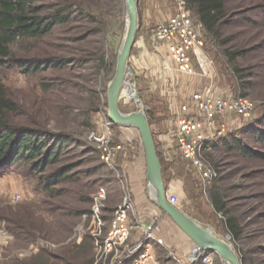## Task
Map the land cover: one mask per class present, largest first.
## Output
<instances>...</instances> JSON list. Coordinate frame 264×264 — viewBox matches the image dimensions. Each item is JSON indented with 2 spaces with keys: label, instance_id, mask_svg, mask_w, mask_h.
Instances as JSON below:
<instances>
[{
  "label": "rangeland",
  "instance_id": "rangeland-1",
  "mask_svg": "<svg viewBox=\"0 0 264 264\" xmlns=\"http://www.w3.org/2000/svg\"><path fill=\"white\" fill-rule=\"evenodd\" d=\"M224 2V13L214 34L207 33L201 24L205 47L191 55L195 69L192 77L180 75L165 48L155 47L151 39L153 28L181 4L193 21L201 23L187 0H139V29L128 58L129 75L119 93L118 108L123 114L144 113L154 142L158 136H167L164 152L160 153L155 143L166 199L224 239L241 264H264V143L256 134L262 130L259 122L264 121V0ZM32 3L40 8V15L60 11L70 16L67 23L56 25L49 35L20 39L11 45L9 60L14 67H0V86L15 106V112L7 115L8 122L69 137L72 146L63 163L73 168L74 176L72 182L59 186L64 192L58 196L44 193L36 179L23 178L20 172L0 178V264H112V257L96 258L93 240L86 231L90 227L92 198L100 189L106 191L102 216L105 233L117 208L131 202L129 184L120 168L104 163L97 144L89 137L108 128L114 136L112 146L141 142L138 131L110 123L107 114V88L127 29L126 5L124 0ZM140 36L153 54L152 68L135 66ZM26 62L38 69L22 73L20 65ZM183 81L193 86L186 92L188 95L203 88L215 96L245 97L254 107L247 120L234 116L224 119L226 135L203 153L204 162L215 173L204 184L181 159L170 139L175 114H168L167 104L174 98L178 107L188 99V95L175 91ZM122 131L131 136L129 140L123 138ZM226 141L241 143L261 156L250 157L226 146ZM229 220L236 226L234 236L227 229ZM149 246L155 250L158 264L186 262V256L177 258L153 242ZM210 255L214 264H224L218 255Z\"/></svg>",
  "mask_w": 264,
  "mask_h": 264
},
{
  "label": "built area",
  "instance_id": "built-area-1",
  "mask_svg": "<svg viewBox=\"0 0 264 264\" xmlns=\"http://www.w3.org/2000/svg\"><path fill=\"white\" fill-rule=\"evenodd\" d=\"M201 23L191 18L189 11L181 4L174 14L158 23L152 30L151 39L155 47H163L180 75L195 76L191 55L205 47L201 36ZM203 89V88H202ZM189 95L178 105L174 116V127L170 133L171 143L177 148L181 159L197 173L201 183H208L215 173L204 162L203 153L210 150L213 143L226 135V117L249 119L253 103L245 97L237 99L215 96L206 90ZM113 134L106 128L101 134H92L89 139L96 143L101 159L112 166L117 156L123 152L121 145H113ZM106 191L100 189L92 198L90 227L86 229L93 240L95 256L98 260L112 257V264L129 261L130 264H158L152 253L151 242L162 246L159 238L161 228L156 221L140 224L131 221L132 206L128 202L117 208L109 220L107 231L103 232V212ZM102 235H105L102 237ZM186 262L180 264H214L209 253H188Z\"/></svg>",
  "mask_w": 264,
  "mask_h": 264
},
{
  "label": "trees",
  "instance_id": "trees-1",
  "mask_svg": "<svg viewBox=\"0 0 264 264\" xmlns=\"http://www.w3.org/2000/svg\"><path fill=\"white\" fill-rule=\"evenodd\" d=\"M33 0H0V67L13 68L10 47L20 39H38L49 35L56 25L68 22L70 15L57 11L55 15H40V8L33 7ZM204 30L214 34L224 13V0H187ZM264 12V11H263ZM264 19V14L262 15ZM7 60V61H6ZM5 61V62H4ZM47 64V62L45 63ZM38 68L26 62L20 65L22 73H32ZM15 106L0 86V178L12 172H20L23 178L37 180V186L48 195L58 196L64 191L59 186L73 181V168L65 165L64 157L72 146L69 137L52 134L43 129L12 126L8 122ZM262 130L256 131L258 140L264 143ZM226 146L240 150L250 157L261 156L241 143L225 142ZM235 224L229 220L227 229L236 235ZM92 241V240H91Z\"/></svg>",
  "mask_w": 264,
  "mask_h": 264
},
{
  "label": "water",
  "instance_id": "water-1",
  "mask_svg": "<svg viewBox=\"0 0 264 264\" xmlns=\"http://www.w3.org/2000/svg\"><path fill=\"white\" fill-rule=\"evenodd\" d=\"M138 1L124 0L127 10V29L123 44L117 55L116 68L107 88L108 99V121L126 128H134L138 131L142 148L145 153L146 183L148 184V198L168 219L172 220L185 237H188L194 244V253L218 255L228 264H241L237 254L230 246L213 235L209 227L203 228L195 220L183 214L172 202L166 199V190L162 179V166H160L157 148L153 139V133L149 121L144 113L140 111L123 114L119 111V93L125 79L128 78V61L130 52L135 44V38L139 29ZM136 103L140 101L132 90Z\"/></svg>",
  "mask_w": 264,
  "mask_h": 264
},
{
  "label": "crops",
  "instance_id": "crops-1",
  "mask_svg": "<svg viewBox=\"0 0 264 264\" xmlns=\"http://www.w3.org/2000/svg\"><path fill=\"white\" fill-rule=\"evenodd\" d=\"M137 41V56L134 57L136 68H152L153 54L148 50L147 45L141 36ZM186 84L187 82L185 81L181 82L180 86H178L177 90L175 91L182 95L186 94V92L193 87L190 83L187 86ZM187 95L188 94L184 96ZM172 99L173 100L170 99L168 101L169 104H167V112L168 114L171 112L172 114H170L173 116L176 113L178 103H175L174 98ZM160 124L158 123V126H160ZM121 133L126 141L129 140V137H131L125 131H122ZM166 138L167 136H158V139L155 140L156 146L160 153L166 150V146L163 144V141H165ZM122 149L123 152L118 155L114 164L117 168H120L127 181V185H130H128L127 191L129 192L128 194L132 206L130 216L131 221L135 220L140 224H151V222L156 221L161 228L159 238L162 239L163 244L160 247L168 253H174L175 257L177 258L179 256H187L188 253H190L195 248L193 242L188 237H185L181 231H177L178 229L172 225L171 221L164 214L163 216L162 212L156 206H154L148 198L147 192L149 188L148 184L146 183L145 153L141 142H135L134 145L126 144L124 147H122ZM153 251L155 250L152 249V253H154Z\"/></svg>",
  "mask_w": 264,
  "mask_h": 264
},
{
  "label": "bare ground",
  "instance_id": "bare-ground-1",
  "mask_svg": "<svg viewBox=\"0 0 264 264\" xmlns=\"http://www.w3.org/2000/svg\"><path fill=\"white\" fill-rule=\"evenodd\" d=\"M214 235V234H213ZM185 236V235H184ZM215 236V235H214ZM216 237V236H215ZM218 239H220L222 242L224 241L225 243H227L224 239L222 240L220 237H217ZM228 244V243H227ZM229 245V244H228ZM230 246V245H229ZM231 248V246H230ZM224 264H228V262L224 261Z\"/></svg>",
  "mask_w": 264,
  "mask_h": 264
}]
</instances>
